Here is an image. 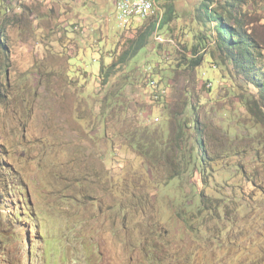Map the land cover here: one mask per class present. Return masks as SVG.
<instances>
[{
	"label": "rangeland",
	"instance_id": "374dc122",
	"mask_svg": "<svg viewBox=\"0 0 264 264\" xmlns=\"http://www.w3.org/2000/svg\"><path fill=\"white\" fill-rule=\"evenodd\" d=\"M115 1L0 0V264H264L261 93L192 52L200 0L127 28ZM242 2L264 46V0Z\"/></svg>",
	"mask_w": 264,
	"mask_h": 264
},
{
	"label": "trees",
	"instance_id": "16d2710c",
	"mask_svg": "<svg viewBox=\"0 0 264 264\" xmlns=\"http://www.w3.org/2000/svg\"><path fill=\"white\" fill-rule=\"evenodd\" d=\"M243 0H200L196 9V21L201 27L206 29L202 36L198 37L196 44H192L191 50L196 55L200 52H206L211 58L216 60L213 68L217 65L227 62L230 64L237 74L247 80L255 89H257L264 100V46L259 43L257 36L247 28L245 23L246 4ZM1 10V9H0ZM155 17V16H154ZM161 23L157 25L160 26ZM155 29V24H150L145 32L139 36L131 45V52H127V57H135L141 49L146 47L147 40ZM5 40V36L0 34V44ZM203 55L197 57L196 60L191 59V67H200L203 64ZM218 56V57H216ZM126 56H122L119 62H115L101 69V76L104 79L109 78L115 72V69L125 63ZM218 58V59H217ZM219 60V61H218ZM223 61V63H221ZM213 64V65H215ZM191 109V107H189ZM193 128L197 132L194 140V146L198 148V155L194 157L191 153L188 162H183L182 172H188V167L199 169L200 173L205 172L207 155L202 132L199 131L195 121L189 120ZM185 125L190 127L188 119L184 120ZM197 158V159H196ZM186 160L183 156L182 160ZM192 159H196L192 165ZM200 162V163H199ZM195 170V171H196ZM193 197V195H191ZM185 202L184 207L190 211L197 208L192 207L189 201ZM202 207L203 202L196 203ZM197 213V212H196ZM195 213V214H196Z\"/></svg>",
	"mask_w": 264,
	"mask_h": 264
},
{
	"label": "bare ground",
	"instance_id": "6f19581e",
	"mask_svg": "<svg viewBox=\"0 0 264 264\" xmlns=\"http://www.w3.org/2000/svg\"><path fill=\"white\" fill-rule=\"evenodd\" d=\"M149 9L151 10L145 12L142 18L135 19V16H120V19H118L119 26L122 28H127L130 20L135 19L138 22H142L154 17L157 10L156 0L149 1ZM142 11H143V3H135L133 5V13H141ZM125 14H126V7H118V15H125Z\"/></svg>",
	"mask_w": 264,
	"mask_h": 264
},
{
	"label": "built area",
	"instance_id": "2783aa9c",
	"mask_svg": "<svg viewBox=\"0 0 264 264\" xmlns=\"http://www.w3.org/2000/svg\"><path fill=\"white\" fill-rule=\"evenodd\" d=\"M149 1L151 0H116V19H120V16H135V19L142 18L143 14L147 11H150L149 9ZM135 3H143V11L141 13H133V5ZM118 7H126V14L125 15H118Z\"/></svg>",
	"mask_w": 264,
	"mask_h": 264
},
{
	"label": "clouds",
	"instance_id": "9594fccd",
	"mask_svg": "<svg viewBox=\"0 0 264 264\" xmlns=\"http://www.w3.org/2000/svg\"><path fill=\"white\" fill-rule=\"evenodd\" d=\"M22 201H24V199H22ZM22 205L27 207L26 204H22ZM26 211L29 212V208H28V207L26 208ZM25 213H26V212H25ZM20 215H21V214L18 213V214L16 215V217H17V218H20Z\"/></svg>",
	"mask_w": 264,
	"mask_h": 264
}]
</instances>
